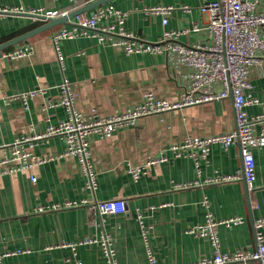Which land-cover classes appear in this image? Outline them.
I'll return each mask as SVG.
<instances>
[{"label": "crops", "instance_id": "1", "mask_svg": "<svg viewBox=\"0 0 264 264\" xmlns=\"http://www.w3.org/2000/svg\"><path fill=\"white\" fill-rule=\"evenodd\" d=\"M210 0H110L97 7L125 12L124 28L137 41L157 43L164 29L184 30L178 42L207 45L202 28L207 20L200 6ZM89 0H0V11L69 13ZM153 6H171L168 23L146 12ZM95 8V9H97ZM85 12L90 15L93 10ZM66 24L44 31L0 53V161L9 157L17 139L43 134L66 118L59 101L63 79L71 83L76 109L84 115L107 116L132 110L146 95L177 104L187 86L182 75L188 68L172 66L165 54H126L95 38L77 36L57 43L63 56L57 62L51 34ZM45 23L19 14L0 15V45ZM103 23V22H102ZM26 49L24 56L9 53ZM251 94L258 99L244 109L255 135H264V59L258 57L248 72ZM219 90V88H216ZM29 92L36 95L24 104L8 97ZM231 97L139 118L109 136H89L90 158L97 187L86 188L85 176L75 158L64 157L63 138L51 136L32 148L33 160L42 163L29 170L0 174V252H19L3 264H105L96 244H72L85 237L109 234L117 264H193L211 258L214 249L204 238L187 233L204 222L209 211L216 220L239 217L238 225L218 226L219 250L256 249L254 221L264 216V146L254 148L255 181L251 192L243 178L218 182L241 170L238 143L226 149L211 144L205 158L200 151L186 150L176 157L171 146L190 138L205 139L234 131ZM165 158L148 163L150 159ZM139 169L138 178L132 171ZM35 181L32 182L31 178ZM177 185L186 188L176 189ZM122 198L127 211L100 216L87 206L47 209L64 202ZM206 201L207 208L203 205ZM145 229V236L143 229ZM264 235V228L262 230ZM63 244H66L64 246ZM249 264H260L252 261Z\"/></svg>", "mask_w": 264, "mask_h": 264}, {"label": "built area", "instance_id": "2", "mask_svg": "<svg viewBox=\"0 0 264 264\" xmlns=\"http://www.w3.org/2000/svg\"><path fill=\"white\" fill-rule=\"evenodd\" d=\"M92 1L94 0H89V2ZM172 10L171 6H153L146 12L160 15L162 25L165 27ZM200 10L207 16L206 23L202 28L194 25L192 31H204L209 37L207 45L186 46L179 43L178 38L188 34L189 29L171 30L166 28L162 32L161 40L157 43L137 41L124 28L127 14L112 7L97 8L90 15H78L71 26L63 27L51 34L55 57L61 65L63 56L58 51L57 43L60 40L73 39L77 36L95 38L99 44H109L120 48L126 54H165L172 66L188 68V72L182 75L188 81L185 92L177 104L157 99L149 94L132 110L121 114L84 115L76 109L71 83L67 79H63L59 85L58 103H51L48 106H62L66 112V118L56 126H48L43 134L15 140L10 145V156L4 157L0 161V174L29 170L42 163L43 160L32 159L33 146L38 141L58 136L65 142V151L62 156L77 160L81 173L85 176L86 188L94 192L97 187V179L90 158V135L97 134L106 137L124 125L133 124L139 118L163 113L180 106L196 105L231 97L235 118L234 131L205 139L190 138L180 144H173L171 150L176 157H179L186 150L195 149L199 150L201 157L205 158L211 144L218 143L226 149L231 144L238 143L241 156L240 172L232 176L219 177L217 181L229 182L243 178L247 190L251 192L255 181V160L252 150L264 146V135L254 134L252 123L244 108L248 104L258 103V99L251 94L252 86L248 81V72L258 57L264 59V0H210L204 1ZM6 14H24L31 18L40 16L45 19H53L67 13L59 14L52 10L44 11L41 8L24 12L19 10L0 11V15ZM25 53L26 49L17 48L3 55L20 58ZM35 95L36 92H29L8 97L7 101L19 99L26 104L27 100ZM263 118L264 115L258 119ZM163 160L165 158L150 159L148 163H157ZM139 171V169L132 171L134 178H138ZM31 181L34 182L35 178L32 177ZM186 187V185H177L176 189ZM78 205L87 206L100 216L123 214L127 211L126 202L122 198L103 201H67L47 209L70 208ZM203 205L207 208L206 201H203ZM241 222L242 219L239 217L216 220L208 211L204 222L187 230V233L197 238L207 239L214 249L213 256L202 258L193 264H249L252 261L264 264V235L262 232L264 216L257 218L253 223L255 250L236 249L227 253H222L219 250L218 226L230 227ZM141 227L145 236V229L143 226ZM92 244H96L100 248L105 264H117L112 238L104 232L96 237H85L78 242L67 244V246L74 249L78 245ZM63 245L66 246V244ZM18 253L0 252V264H3L4 258ZM148 260L149 264H154L151 254L148 255ZM77 264L81 263L77 262Z\"/></svg>", "mask_w": 264, "mask_h": 264}, {"label": "water", "instance_id": "3", "mask_svg": "<svg viewBox=\"0 0 264 264\" xmlns=\"http://www.w3.org/2000/svg\"><path fill=\"white\" fill-rule=\"evenodd\" d=\"M110 0H94L88 4H85L84 6L72 11V12H69L67 13L66 15H63V16H60V17H57V18H53V19H45L44 17H38L42 20H45V23L39 27H36L28 32H25L24 34H21L3 44L0 45V53L6 49H9L15 45H18L20 44L21 42L29 39L30 37L34 36V35H37L41 32H44V31H50L52 30L54 27L58 26V25H62V24H66L69 20L73 19L74 17L78 16V15H81V14H84L85 12H87L88 10H91V9H95L107 2H109ZM23 16H26L27 15H24L22 14ZM30 17V16H28Z\"/></svg>", "mask_w": 264, "mask_h": 264}]
</instances>
